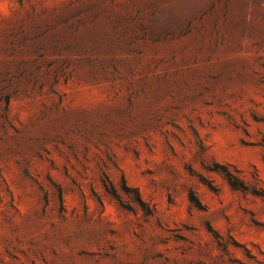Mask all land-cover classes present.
I'll return each instance as SVG.
<instances>
[{"label":"rangeland","instance_id":"obj_1","mask_svg":"<svg viewBox=\"0 0 264 264\" xmlns=\"http://www.w3.org/2000/svg\"><path fill=\"white\" fill-rule=\"evenodd\" d=\"M0 264H264V0H0Z\"/></svg>","mask_w":264,"mask_h":264}]
</instances>
